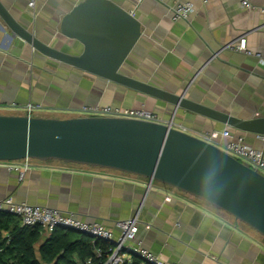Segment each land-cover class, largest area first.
<instances>
[{"label":"crops","instance_id":"crops-1","mask_svg":"<svg viewBox=\"0 0 264 264\" xmlns=\"http://www.w3.org/2000/svg\"><path fill=\"white\" fill-rule=\"evenodd\" d=\"M84 0H1L15 20L41 41L79 55L84 45L61 30L62 20ZM141 23V36L122 72L163 90L242 119L264 116V63L225 46L245 37L264 55V13L244 0H112ZM192 1L189 19L173 20L170 7ZM264 7V0H247ZM78 116L84 105L143 107L165 123L212 142L233 139L264 153V136L243 132L196 112L46 57L15 34L0 16V112ZM24 114V113H23ZM14 165V166H11ZM24 170V177L19 171ZM41 205L100 222L115 236L120 220L137 217L138 241L159 258L181 264H264V236L227 212L148 178L59 160L0 162V198ZM150 228H147V225Z\"/></svg>","mask_w":264,"mask_h":264},{"label":"water","instance_id":"water-1","mask_svg":"<svg viewBox=\"0 0 264 264\" xmlns=\"http://www.w3.org/2000/svg\"><path fill=\"white\" fill-rule=\"evenodd\" d=\"M0 16L46 57L171 103L175 109L264 136V116L242 119L192 101L185 92L175 94L123 73L122 67L141 36V23L112 0H84L64 16L63 34L84 45L79 55L41 41L15 20L1 0ZM26 158L148 178L203 200L264 236V174L215 143L173 124L108 116L58 118L0 112V161Z\"/></svg>","mask_w":264,"mask_h":264},{"label":"built area","instance_id":"built-area-1","mask_svg":"<svg viewBox=\"0 0 264 264\" xmlns=\"http://www.w3.org/2000/svg\"><path fill=\"white\" fill-rule=\"evenodd\" d=\"M243 5L250 9H260L264 13V7L258 8L253 6L247 0H244ZM29 4L34 6L35 0H30ZM171 17L173 20L189 19L191 14L195 11V5L192 1H176L171 7ZM226 48L244 52L248 55H254L260 62L264 63V55L260 52H253L247 46L245 37H240L237 40L228 43ZM36 107L28 104L23 113L33 115ZM78 116H108L121 117L145 120L150 122H163L161 117L155 111L143 107H123L112 105H84L81 108ZM169 124H173L170 122ZM231 137L230 130L222 132L212 131L206 132L202 135V139L212 142L219 138V136ZM223 149L233 157L244 162L251 168L264 174V153L248 144L242 138L230 140ZM27 168L30 158L23 160ZM3 162V161H0ZM11 162V161H8ZM14 166V165H11ZM19 171V177H24V170L14 167ZM152 184V182L150 181ZM0 210L7 211L17 215L23 224L29 226L40 225L46 232H52L56 228L68 227L70 230H78L85 234L93 235V240H102L108 246L107 248L97 247L96 255L100 259L103 254L105 258L100 259L97 264H126L134 260V256L138 257V264H181L178 262H169L159 258L149 249L138 241L136 246H131V243L136 240L139 231L140 221L137 217L120 220L116 223L119 230L118 236H115L114 231L100 222H88L75 214L64 213L59 209L53 207H46L41 205H33L25 202H18L13 196L0 198ZM150 228V225H147ZM85 264H96L92 258H89Z\"/></svg>","mask_w":264,"mask_h":264},{"label":"trees","instance_id":"trees-1","mask_svg":"<svg viewBox=\"0 0 264 264\" xmlns=\"http://www.w3.org/2000/svg\"><path fill=\"white\" fill-rule=\"evenodd\" d=\"M108 246L87 234L56 228L46 232L42 226H29L10 212L0 210V264H85L99 262L96 248ZM137 256L131 263L138 264Z\"/></svg>","mask_w":264,"mask_h":264},{"label":"rangeland","instance_id":"rangeland-1","mask_svg":"<svg viewBox=\"0 0 264 264\" xmlns=\"http://www.w3.org/2000/svg\"><path fill=\"white\" fill-rule=\"evenodd\" d=\"M40 111V110H39ZM38 110H37V112L35 111L34 113H33V115H39L38 113H40ZM24 159H20V160H15V161H23ZM30 160H33V158H30ZM35 160V159H34ZM75 233H78V232H76V231H74Z\"/></svg>","mask_w":264,"mask_h":264}]
</instances>
